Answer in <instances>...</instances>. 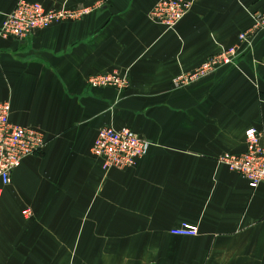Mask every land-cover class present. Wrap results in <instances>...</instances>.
Returning <instances> with one entry per match:
<instances>
[{
  "label": "crops",
  "instance_id": "1",
  "mask_svg": "<svg viewBox=\"0 0 264 264\" xmlns=\"http://www.w3.org/2000/svg\"><path fill=\"white\" fill-rule=\"evenodd\" d=\"M19 1L0 0V28ZM27 1L92 12L24 41L0 37V103L47 143L0 199V264H264V185L220 162L245 151L250 128L264 144V32L239 40L264 0H186L174 31L150 19L160 0ZM235 46L233 66L174 89ZM112 72H128L130 88L88 85ZM106 127L150 143L136 168L107 171L92 155ZM183 224L199 235L174 236Z\"/></svg>",
  "mask_w": 264,
  "mask_h": 264
},
{
  "label": "built area",
  "instance_id": "2",
  "mask_svg": "<svg viewBox=\"0 0 264 264\" xmlns=\"http://www.w3.org/2000/svg\"><path fill=\"white\" fill-rule=\"evenodd\" d=\"M192 3L186 0H160L152 9L150 19L174 31L178 24L192 10ZM92 12L88 8L46 10L39 3L20 0L15 9L5 16L1 28L2 39L24 41L37 31L46 30L53 25L79 21ZM254 24L240 34V43H251L264 32V13H253ZM237 46L222 49L202 63L192 73H182L173 80L174 89L188 88L209 78L223 67L233 66L238 57ZM88 85L93 89L115 88L126 91L131 82L129 73L112 72L91 76ZM12 106L8 102L0 103V199L5 188L12 183L14 172L23 161L44 151L47 143L39 128L19 126L11 121ZM246 149L241 154H223L220 162L229 171L245 179L252 189L264 185V144L263 135L255 128L246 131ZM150 149V143L129 128L115 129L106 127L98 131L92 147V155L103 161L104 168L134 169L143 160ZM27 219L31 211H26ZM174 236L197 237V226L183 224L172 229Z\"/></svg>",
  "mask_w": 264,
  "mask_h": 264
}]
</instances>
